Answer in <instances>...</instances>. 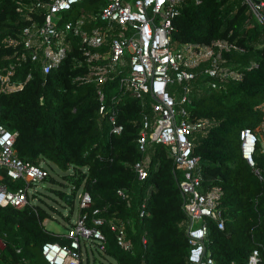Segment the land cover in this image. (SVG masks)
Masks as SVG:
<instances>
[{
    "label": "trees",
    "instance_id": "obj_1",
    "mask_svg": "<svg viewBox=\"0 0 264 264\" xmlns=\"http://www.w3.org/2000/svg\"><path fill=\"white\" fill-rule=\"evenodd\" d=\"M104 2L99 0L92 11ZM27 22L16 10V0H0V40L8 34H19ZM172 24L173 45L227 38L245 47L244 52H224L226 62L243 70V77L212 88L206 85L204 75H198L187 105L192 118L213 119L205 133L197 136L193 148L199 155L202 186L218 184L223 188L225 226L218 228L209 220L206 242L213 264L243 262L253 248H258L264 258V179L255 171L259 168L264 175L262 141L258 140L252 166L242 157L239 139L242 127L256 129L262 119L257 105L264 100L263 25L254 19L245 0H186L179 5ZM79 44L73 37L61 63L47 73L34 63L18 66L15 78L23 79L29 71L32 75L22 89L0 93V121L17 132L14 148L20 157L35 163L43 161L48 170L53 165L72 167V173L64 174L71 183L72 198L68 202L72 203L79 189L88 191L91 204L79 206V213L87 211L89 221L95 208H99L96 215L107 219L130 218L126 229L134 250L123 249L106 222L100 225L106 238L103 252L119 264H190L180 171L165 144L149 142L143 152L137 143L142 115L150 110L148 95L144 104L120 86L119 77L127 70L123 66L101 85L107 112H100L98 85L78 78L87 69ZM8 52L10 48L0 47V57ZM251 62L256 65L248 66ZM113 110L116 122L123 125L119 133L110 129ZM147 154L148 174L140 180L133 164ZM46 178L54 180L50 172ZM2 180L9 188L19 185L8 176ZM118 188L130 193L129 205L117 193ZM56 192L62 199L67 193L64 189ZM142 201L146 202L143 216L139 214ZM47 216L46 210L35 203L0 205V235L5 241L0 264H47L42 243L69 241L45 227Z\"/></svg>",
    "mask_w": 264,
    "mask_h": 264
},
{
    "label": "built area",
    "instance_id": "obj_2",
    "mask_svg": "<svg viewBox=\"0 0 264 264\" xmlns=\"http://www.w3.org/2000/svg\"><path fill=\"white\" fill-rule=\"evenodd\" d=\"M79 0H16V10L28 20L17 35L8 34L0 40V47L11 52L0 57V93L22 89L31 77L29 71L23 79L15 78L18 66L34 63L47 73L55 69L66 56L72 38L79 40V49L86 63V72L80 80L95 81L101 100L100 112H107L103 102L101 85L111 73L126 72L119 77L120 86L131 91L153 113L150 123L148 112L142 115V125L137 138L139 149L146 151L148 143H162L168 148L175 168L180 171L179 188L182 195V209L186 214L185 233L188 239L187 258L190 264H213L214 257L207 248L209 220L218 228H224L225 217L221 206L223 188L213 184L202 186L199 171V155L193 153L196 138L205 133L213 119L202 116L192 118L188 103L198 75L206 77V85L219 88L227 80H240L243 70L226 62L225 51L244 52L245 47L227 38H216L209 43L186 41L177 45L171 43L172 18L179 5L186 0H105L89 17L54 21V14L70 10ZM199 0H197L198 2ZM249 11L264 28V0H245ZM262 45V44H260ZM128 53L129 60H125ZM256 65L251 62L248 66ZM262 119L256 129L245 126L240 129V151L242 157L255 165L254 153L258 140L264 151V100L257 105ZM112 109H110L111 111ZM115 111L109 116L111 132L119 133L123 125L116 122ZM1 114V109H0ZM257 130V131H256ZM17 132L8 129L0 121V205L21 207L36 195L35 187L48 176L49 170L43 161L39 163L20 157L14 141ZM149 155L137 160L133 168L137 178L142 180L148 174ZM148 157V159H147ZM260 178L264 175L255 168ZM3 176L18 182L16 188H9ZM31 191V194H30ZM79 206L88 207L91 196L88 191L78 190ZM117 193L128 200L131 196L125 188ZM146 202L139 206V214L146 213ZM95 215L89 221L87 211L80 212L66 232L60 233L69 241L47 240L41 251L47 264H82V245L95 244L105 248V234L100 225L108 223L115 232L117 243L126 250H134V243L126 226L130 218L112 216L109 219ZM142 242L146 237L142 236ZM5 241L0 235V249ZM232 264H264L258 248H253L243 262Z\"/></svg>",
    "mask_w": 264,
    "mask_h": 264
},
{
    "label": "rangeland",
    "instance_id": "obj_3",
    "mask_svg": "<svg viewBox=\"0 0 264 264\" xmlns=\"http://www.w3.org/2000/svg\"><path fill=\"white\" fill-rule=\"evenodd\" d=\"M96 4H99V0L98 2H92V0H79L70 10L55 13L54 21L60 23L64 19H73L82 16V14L84 17H89L91 13L90 9ZM125 60H129L128 53H125ZM148 114L150 123H152L154 116L151 109L148 111ZM72 170V167L61 169L53 165V167L49 168V172L54 180L46 178L45 184L39 183L35 187L36 195L30 196L31 202L38 204L46 210L48 216L44 218L43 223L48 230L55 233L66 232L72 221L77 218L80 211L78 192H76L72 203L65 202L56 192V189H64L67 192L71 191V183L64 177V174L72 173ZM82 252L84 264H119L114 257L100 250L95 244H87V247L82 245Z\"/></svg>",
    "mask_w": 264,
    "mask_h": 264
},
{
    "label": "water",
    "instance_id": "obj_4",
    "mask_svg": "<svg viewBox=\"0 0 264 264\" xmlns=\"http://www.w3.org/2000/svg\"><path fill=\"white\" fill-rule=\"evenodd\" d=\"M72 198V194L70 192H67L64 197H63V200L65 202H68L70 199Z\"/></svg>",
    "mask_w": 264,
    "mask_h": 264
}]
</instances>
